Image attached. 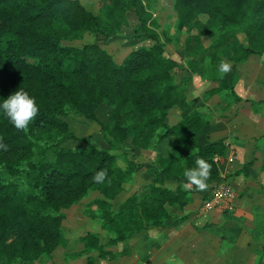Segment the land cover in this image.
Masks as SVG:
<instances>
[{
  "label": "trees",
  "instance_id": "1",
  "mask_svg": "<svg viewBox=\"0 0 264 264\" xmlns=\"http://www.w3.org/2000/svg\"><path fill=\"white\" fill-rule=\"evenodd\" d=\"M103 5L106 21L79 0H0V99L23 89L39 106L24 130L0 114V142L7 145V150L0 149V264L37 260L64 245L60 211L89 192L102 194L94 204L100 208L103 228L114 234L110 242L118 243L183 222L169 223L171 208L183 210L193 203L191 195L197 189L170 188L166 182L185 184L184 171L196 167L197 159L211 164L207 192L220 181L217 159L227 156L228 147L223 141L198 143L197 134L206 125L201 114L193 111L177 124L168 123L174 107L188 109L189 80H178L184 67L168 54L167 42L153 35L151 49L133 53L122 64L103 48L129 24L130 12L146 24L150 15L142 0H104ZM175 8L178 31L188 34L183 44L187 68L233 92L219 67L264 55V0H175ZM200 15L205 20L199 21ZM217 30V38L206 46L203 35ZM85 32L95 34L94 44L82 49L61 45ZM225 51L230 54L227 59ZM104 105L113 107L101 124L112 151L130 138L143 150L173 139L170 152L158 155L160 171L150 188L129 197L117 210L112 203L140 164L123 151L122 168L119 154L100 149L89 137H77L64 120L76 113L98 121L97 111ZM68 141L84 145L71 148L65 145ZM101 170L107 172L106 182L96 184L92 177ZM87 238L88 250L99 248L98 235Z\"/></svg>",
  "mask_w": 264,
  "mask_h": 264
},
{
  "label": "rangeland",
  "instance_id": "2",
  "mask_svg": "<svg viewBox=\"0 0 264 264\" xmlns=\"http://www.w3.org/2000/svg\"><path fill=\"white\" fill-rule=\"evenodd\" d=\"M79 2L104 21L107 20L106 9L103 5L104 0H79ZM142 2L150 15L146 24L143 25L136 13L130 12L128 14L129 24L122 25L119 33L112 37L103 48L113 56L118 64H122L133 53L141 49H151L155 45L152 36L158 35L161 41L167 42L168 54L184 67V71L178 74V80H189L186 84L187 89L190 94H194L195 86L192 82H194V77L198 76L192 74L187 68L183 44L188 34H181L178 31V13L175 8V0H142ZM201 20H205L204 15L199 16V21ZM197 30L195 28L192 33L196 34ZM219 33V30L214 33H205L203 41L206 46L211 44ZM240 38L246 41L243 33H241ZM95 41L94 33L85 32L81 37L62 41L61 45L63 47L82 49L87 45L94 44ZM229 55L227 51L223 54L225 59ZM32 61L34 63L37 62L36 60ZM234 64L238 65L230 70L229 73V77L233 81L232 83L229 81L233 92L230 88L227 89L228 86L222 87L223 89L219 88L218 85L220 84L215 82L216 87L214 88L218 86V90L214 91L216 93L212 91L214 88L210 92L206 91L205 93L206 97L211 93L223 94L219 98L220 100L217 101L218 105L212 104V106L218 108L217 110H219L221 115L229 111L228 115L221 116L225 118L224 120L227 123L239 125V122H241V125H245L244 120L247 123L253 121L250 124H246L245 128L236 129V133L244 137L252 136L259 141V144H256L255 156L249 155L251 159H256V162L257 160L260 161V164L256 167V173L259 178L264 173V89H262V82L259 81L257 88V81L254 82L249 77L259 76V73L258 75L255 74L256 70L259 69L261 70L260 79L264 78V68H256L258 65L264 67V55L252 56L246 64ZM241 80L242 82H240ZM236 86L238 87L236 88ZM258 91H262V93ZM240 94L242 98L239 97ZM226 96H229V99ZM242 99H246V101L240 104ZM222 108H224V112ZM112 110L113 107L111 106L104 105L101 107L97 111L98 121L87 119L83 115L76 113H71L64 120L68 122L70 131L77 137H89L90 141L100 149L119 154L118 163L122 168L126 167L125 158L121 155L123 151L128 152L140 164L133 180L125 184L124 191L113 201L112 208L117 210L120 204L129 197L144 194L150 188L155 176L160 171L157 161L158 155L161 154L160 152L169 153L170 148H168L167 144L157 146L155 149L143 150L134 146L130 138L118 151H112L103 136L101 127L102 123L108 121ZM239 110L251 113L252 116H246L244 119ZM189 111L193 112V104H191ZM194 111L200 113L199 111H203V108H200L199 111ZM190 112H177L175 110L169 114L168 121L171 125L177 124L186 113ZM249 125H252L253 128ZM229 134H233L231 136L233 138L237 135L233 132H229ZM65 145L71 148H80L84 144L82 142L68 141ZM218 163L220 168L223 169V163L220 160ZM258 178H256L257 184H260ZM223 179L232 183L237 195L236 203L239 202L244 190L249 187L246 185L247 181L231 178L230 174L225 172L220 177V180ZM262 179L264 180V177ZM247 184L249 183L247 182ZM166 186L177 188L179 186L183 187V184L179 180H168ZM261 190L257 194H251V198L247 199L249 208L253 207L256 202L261 203L264 201V182ZM99 197H102L101 193L89 192L77 204L63 208L60 211V214L64 215L61 226L66 239L64 245L55 248L51 253L42 254L37 260L19 259L14 261L13 264H86L89 258L94 260V264H264V220L260 219V217L258 218L254 215L224 216L210 211L212 216H214L212 220L214 222H211L212 216L209 217L210 213H204L206 215H202L201 219L197 217L192 219L190 214H196L198 212L197 208V210H192V212L187 214L188 216L184 213L183 215H178L179 213L176 212L175 214L178 217H182L183 222L175 225L178 226L175 229L170 228L166 236L156 235L154 231H147L135 235L129 240L112 243L110 239L114 237V234L103 228V219L99 216L100 208L94 204V201ZM195 200L197 202V199ZM196 202L195 206L199 204V202ZM199 210L202 212L200 208ZM238 219H242V225L238 224ZM174 220L176 219L174 218ZM169 223H172V221H169ZM255 223L258 228L254 226ZM162 231L164 230H159V232ZM90 234L98 235L99 248L87 249L86 244L88 241L90 242L87 236Z\"/></svg>",
  "mask_w": 264,
  "mask_h": 264
},
{
  "label": "crops",
  "instance_id": "3",
  "mask_svg": "<svg viewBox=\"0 0 264 264\" xmlns=\"http://www.w3.org/2000/svg\"><path fill=\"white\" fill-rule=\"evenodd\" d=\"M246 63L247 62L240 63V64H246ZM229 65L231 66L230 70H232L238 64L230 63ZM258 67L264 68L263 66H259V65L256 68H258ZM229 73H230V71L228 73H226V79L232 83L233 81L230 79ZM258 73H259V76L254 77V78H251V77H249V78L253 79L254 82L257 81L256 87L258 86L259 81L262 82V84H263L262 89H264V78L260 79L261 70L257 69L255 74L258 75ZM240 82H242V80ZM193 83L195 86V92H194V94H190V91L188 90L189 106H188L187 111L190 112L189 110L191 108V104H193V111L194 110L199 111L200 108H203V111H199V112H200L201 116L203 117V119L206 121V125L197 134L198 143L199 144H206L208 142H216V141L225 142L227 147H228V154L225 158L219 159L221 161V163H223V169L220 168L221 176H223V172H225V173H229L231 178H236V179H239L240 181H244V182L247 181L249 183V184H247V182H246V185L249 187L244 190V193L241 195L240 200L237 203H236V200H237V198H236L235 204L233 203L234 205L232 206V208L227 209V210L226 209L225 210L216 209V210H212V212H215V213H218V214L224 215V216L225 215H235V216L236 215H238V216H242V215L252 216V215H254V216H256L258 218L260 217V219L262 218V220H264V201H262L261 203L256 202L253 207L249 208L248 207L249 202L247 200L251 194H253V193L257 194L258 192L262 191L261 188H262L263 182H264L263 179L261 180V178L264 177V173L262 174V176L260 175L259 178H258V174L256 173V171H257L256 167L260 164V161L257 160V162H256V159H254V158L251 159V157H249V155L255 156L256 144L258 145L259 141L254 139V137H252V136L251 137H244V136L238 135L236 133V129H238V128L240 129V127L245 128L246 124H250L253 121H250L247 123V121L244 120L243 122L245 123V125H241V122H239V125L236 123H233V124L227 123L224 120L225 118H223L221 116H224L225 114L228 115L229 111H226L225 114L221 115V113H219V110H217L218 108L212 106V104L218 105L217 101L220 100L219 98L223 94L222 93H217V94L211 93L210 95H208L206 97L205 92L206 91L210 92V90H212L214 87H216L215 86L216 83L213 81H209V80H203L200 77H194V82H192V84ZM237 87L238 86H236V88ZM256 87H255V89H256ZM258 92L262 93V91H258ZM214 93H216V92H214ZM239 97L242 98V95L240 94ZM226 98L229 99V96H226ZM242 100H241L240 104L242 102L246 101V99H242ZM175 110L177 112L182 111L180 108L174 107L171 110V112H173ZM222 110L224 112V108H222ZM171 112H170V114H171ZM239 112L242 113V116L244 117V119L246 116H252L251 113H246L245 111L243 112L242 110H239ZM181 115H182V113H181ZM167 120H169V118ZM168 123H169V121H168ZM249 126L251 128H253L252 125H249ZM229 132H233L237 135H235V137L233 138V137H231L233 134L230 135ZM172 141H173L172 138H168L166 141H164L163 143L158 145V147L161 145H167L168 144V148H171ZM165 142H167V143H165ZM156 152L159 153L158 151H156ZM160 153H162V152H160ZM164 154H167V153H164ZM234 155H235V159H234ZM246 165L248 167L247 168L248 175L244 174V172H243V169ZM256 178H258V180H260V184H257ZM183 189H185L184 184H183ZM206 192H207V190H203V191L197 190V191L192 193L191 196L194 198V200L197 199V202H199V204H196V206H195V202H196V200H195V202H193V204L191 203V204L187 205L184 208V210H181V209L176 208V207L171 208L173 211L172 223H176L177 221H179L182 218V217L181 218L178 217V215H180V214L183 215V213L187 215L190 212H192V210L193 211L197 210V208H198V212L196 214H190L191 218L193 219V218L197 217L198 219H201L202 215L205 216L206 214L200 212L199 208L201 209V207H202L203 197L205 196ZM176 212H178L179 214L178 215L175 214ZM211 213H210L209 217L212 216ZM213 217L214 216L211 217V222H214V221H212ZM216 217H218V216L216 215ZM174 218L176 220H174ZM187 218L188 217H186V219ZM188 220H189V218H188ZM238 220H239L238 224L242 225V223H243L242 219H238ZM254 226L258 228V225L256 223L254 224ZM176 227H178V226L174 225L172 227L164 229V231H162V232H159V231H154V232L156 235L166 236L170 228L175 229Z\"/></svg>",
  "mask_w": 264,
  "mask_h": 264
},
{
  "label": "clouds",
  "instance_id": "4",
  "mask_svg": "<svg viewBox=\"0 0 264 264\" xmlns=\"http://www.w3.org/2000/svg\"><path fill=\"white\" fill-rule=\"evenodd\" d=\"M230 67L228 63L222 62L219 71L226 74L230 71ZM38 112L39 106L35 97L30 96L23 89L15 91L6 99H0V114L5 116L17 130L26 129L30 122L37 116ZM0 149L7 150V145L0 142ZM210 175L211 164L203 158L197 159L196 167L184 171L186 180L184 184L185 189H190L192 186H195L199 191L206 190ZM92 179L96 184H103L106 182L107 172L105 170L98 171Z\"/></svg>",
  "mask_w": 264,
  "mask_h": 264
},
{
  "label": "built area",
  "instance_id": "5",
  "mask_svg": "<svg viewBox=\"0 0 264 264\" xmlns=\"http://www.w3.org/2000/svg\"><path fill=\"white\" fill-rule=\"evenodd\" d=\"M236 197V191L232 183L228 180H220L213 186L211 192H207L201 211L202 213H209L216 209H230L234 205Z\"/></svg>",
  "mask_w": 264,
  "mask_h": 264
}]
</instances>
